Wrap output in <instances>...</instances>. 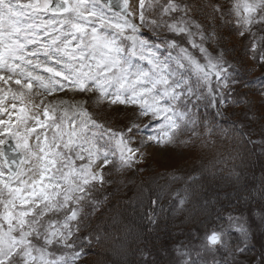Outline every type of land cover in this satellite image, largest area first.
<instances>
[{"label":"snow or ice","instance_id":"6c2138e0","mask_svg":"<svg viewBox=\"0 0 264 264\" xmlns=\"http://www.w3.org/2000/svg\"><path fill=\"white\" fill-rule=\"evenodd\" d=\"M233 35L247 59L235 55V43L229 47ZM256 67L264 68V0H138L136 8L129 0H0V82L18 86L0 87V114L7 117L0 118V264H82L81 237L87 218L102 205L99 190L117 182L114 173L144 170L138 140L141 146L199 142L210 149L223 136L238 145L259 143L264 152V138L257 142L250 135L258 124L264 137V72L240 78ZM34 85L43 90L36 96L50 99L34 103ZM240 85L248 91H238ZM65 90L82 98L57 101L53 94ZM201 105L215 115L202 116ZM233 105L247 123L224 127L219 121ZM113 106L133 113L129 123L116 127L102 116ZM141 119L148 124L141 127ZM152 125H158L155 133L147 134ZM36 128L52 134L43 141L37 135L34 148L29 137ZM140 132L146 140L137 137ZM11 140L13 152L22 150L19 163L7 156ZM236 167L229 177L239 183ZM177 181L184 186L169 184L150 199L146 214L157 228L162 199L182 214L201 198L198 177L173 176ZM243 190L241 199L255 203L264 225V175L258 186L249 190L245 183ZM218 219L226 223L197 237L199 244L181 242L169 264H243L247 221L231 214ZM258 264H264V252Z\"/></svg>","mask_w":264,"mask_h":264},{"label":"trees","instance_id":"16d2710c","mask_svg":"<svg viewBox=\"0 0 264 264\" xmlns=\"http://www.w3.org/2000/svg\"><path fill=\"white\" fill-rule=\"evenodd\" d=\"M261 72L264 71L256 72L255 70L247 75L241 72L240 78L242 80L253 79L256 76H259ZM237 90L240 92L248 91V89H245L242 85L237 86ZM249 96L252 99H256L255 94L251 92H249ZM233 110L237 113V115L231 114ZM199 111L202 116H207L208 119H211L215 115L214 109L210 107L205 108L203 105L200 106ZM232 121H236L237 124L247 123L244 118V114L241 112L240 106L233 105L231 109L225 111L224 119L219 122L224 127H230ZM245 131L248 132L249 130L246 128ZM261 131L262 129L260 126L258 124H254L250 133L251 139L258 142L264 138L261 136ZM187 148H191L193 151V160L190 161L188 165H184L183 168H179L177 172L171 171L174 173L170 176L166 174V178L168 176L170 180H172L173 176L183 177L185 179L188 176H196L199 179L200 186H202L201 197L205 194L210 195L213 193L215 196L210 202H208L206 210L204 213L202 212V214L201 210H199L197 206L205 209V201H208L206 199L202 200V198H200L198 203L189 206V210L182 214L175 212L172 206L169 207V210H165L166 212L164 214H162L161 210L158 211L157 208L158 228L150 224L149 220L142 217L145 222H140V235L142 234L143 239H145L143 240V244L146 245V247L149 246L154 249L156 254L154 255L156 264L164 262V257L161 256V254L165 246H167L168 249L169 245L177 244L179 241H182L183 238L189 239V234L191 237L194 235L196 227L195 221L198 219L197 217L210 218L214 221L218 217H226V213H230L235 216L236 212L238 213L243 211L246 215L247 212L249 213V211L256 208L255 203H252L251 205L245 204L241 197L247 194L243 190L245 183H247L248 189L251 190L255 186L259 185L261 177L264 175V152H262L261 145L259 143L238 145L233 140L220 136L217 139V143L214 148H203L200 146L199 142H197L195 146H191L189 144ZM237 149H239V156L236 155ZM208 150H213L214 153L208 154ZM229 153H232L233 158H229ZM241 157L244 160L243 164H241ZM213 163L215 164V167H213ZM233 165L237 166L235 171L241 173V180L239 183L235 182L234 177H229V171ZM217 166L220 167V172L218 171L219 173L217 172L214 175H211L206 172L207 170L213 171V169ZM165 171H167V169L161 170L157 173ZM139 172L140 171L138 169L128 171L120 174L118 177L114 173V177L117 182L112 185H105L104 188L99 190L97 195L102 201V205L95 211V213L87 218V227L83 229V236L81 237L84 245V254L81 257L82 264H89L90 260L96 261L94 260L93 252L96 251L97 248L103 247L105 244L102 232L99 231V228L97 229L99 221L101 224L105 225V222H107L112 215L119 214L121 212V207L126 201V190L128 186H124L121 183V177L132 178V180L138 181L139 177L137 178L136 174ZM133 177H136V179ZM136 184L137 183H135V185ZM183 186V183L179 181L175 184V186H173V188H181ZM214 189L215 191H213ZM105 196H107V200H104ZM85 211L87 212L88 209H85ZM171 219L173 221V225L169 224ZM210 219L209 221H211ZM245 219L247 223L244 225L248 227L250 234L252 232L257 238L255 232L250 230L251 228L248 224L250 220L249 215L248 217H245ZM184 220H187L191 225L194 224V227L191 228L189 225L182 226L181 221ZM179 230L181 231L180 233L178 232ZM194 236H197V234L195 233ZM179 237H182V240L177 239ZM261 239L262 235H260V241ZM88 241L91 242L88 243ZM252 245H254V243L251 242L248 246L247 254L252 253ZM100 259L98 258V261Z\"/></svg>","mask_w":264,"mask_h":264},{"label":"rangeland","instance_id":"374dc122","mask_svg":"<svg viewBox=\"0 0 264 264\" xmlns=\"http://www.w3.org/2000/svg\"><path fill=\"white\" fill-rule=\"evenodd\" d=\"M129 2L133 6V8H136V6L138 5V0H129ZM198 2L203 3L206 2V0H198ZM141 31L147 33L148 29L142 28ZM150 35L151 33H149V36ZM233 43L236 44L237 48L235 55L247 59V57H244L243 50L241 49L239 37L233 35L232 40L229 43V47H231ZM231 56L232 54L229 55V59H231ZM41 59H43V57H41ZM132 59L133 63L142 64L147 67L146 61H142L138 57H133ZM259 71H264V68L256 67V72ZM9 86L12 87L13 90H16L18 88V86L14 83L10 82L9 85H4L2 82H0V87L7 88ZM32 91V101L36 104H39L41 99H50L47 93H43L42 96H36V92H42L43 90L37 89L35 85ZM53 96L56 98L57 101L67 100L69 102H71L74 98H82L74 97L73 94L67 90L62 92H56L53 94ZM26 104L30 109L32 108V103H28L26 101ZM66 106L67 105H63L60 107ZM102 116L104 118L110 119L111 125H114L116 127H123L125 124L129 123V121L133 118V113L131 111H124V106H113L110 109H105V112L102 114ZM0 118L7 119V117L3 116L2 114H0ZM136 122L140 123L141 127H143L144 124H148V121L145 119H141ZM28 127H34V121H30ZM156 127H158V125H152L151 127H149L147 129V134H154ZM51 134L52 129L36 128V131L33 132L29 137V144L35 148V137L37 135H39L41 137V141H43L45 135L51 138ZM147 134L144 132L136 133L137 137L142 138L144 140L147 139ZM184 139H187V135L184 137ZM136 146H140L141 151L144 153V159L139 165L142 168L144 167V170L136 174L137 178L139 177L138 181L132 180V178L121 177V183L124 186H128L126 190L128 199L126 198V201L124 205H122L121 212L119 214L112 215V217L109 218L107 222H105V225L101 224L100 221L97 224V229L99 228V231H101L104 236L105 244L103 247L97 248V250L93 252L94 260L96 261L90 260L89 264H144L145 259L156 261L154 257V255H156L154 249L150 248L149 246L146 247V245L143 244V240L145 239H143L142 234L140 235V222H145L142 217L148 220L146 213L152 207L150 205V199H155V191H159L160 188H163L165 191L167 190V185L171 184V186L173 187L176 183L179 182L177 181L175 183H172V180H170L168 176H170L174 172H177L179 168H183L184 165H188L190 161H192L194 158L192 156L193 151L191 150V148H187L188 145H161L153 142L141 146L139 145V140L136 142ZM208 151V154L214 153L213 150ZM0 164H3L1 158ZM27 166V164L21 165L22 168ZM164 169H167V171L159 173L161 175H156L157 172ZM218 171L220 172L219 166L213 169V171L207 170L206 172L208 174L213 175V173L215 174ZM165 174H168L167 178ZM133 178L136 179V177ZM135 183L137 184L135 185ZM142 189L144 191L141 195ZM148 189H152L154 191L150 193ZM213 191H215V189ZM214 196V193L210 195L205 194L201 198L202 200L206 199L208 200V202H210ZM160 204L163 209L162 214H164L166 212L165 210H169V207L172 206V201L169 198L165 197L160 201ZM197 208L201 210V214L202 212H205L204 208H200L198 206ZM159 210L161 209L158 208V211ZM256 212L257 208L252 209L251 211H249V213L247 212L246 215L243 213V211L235 213V216L243 217L242 223L246 220L245 217H248L249 215L250 220L248 224L251 228L250 230L254 231L257 235L256 238L251 232L252 236L250 235V238L247 243L249 246L252 242L255 246L252 245V253L247 254L246 251L243 257H241V259L243 260V264H258L261 253L264 252V225H261L260 220L256 215ZM229 214L230 213H226L225 216L227 217ZM197 218L198 219L195 221V233L197 234V236H194L195 233L194 235H192V237L189 234V239L183 238V240L182 237H179L177 239L182 241H179L177 244L169 245L168 249L167 246H165L161 254V256L164 257V262L160 264H169V261L175 256L174 249L181 242L185 244H199L200 240L197 239V237L202 238L207 230H210L212 227L220 223H226L225 220H221L218 218L214 221L210 218L209 219L211 221H209L208 218ZM181 223L182 226L189 225L191 228L194 227V224H189L187 220L181 221ZM166 224L173 225L172 219L170 220L169 224ZM245 227L248 228L247 226ZM235 228L236 226L234 225L231 234V238L233 239V241H237L238 237L240 236V233L236 231ZM178 232L180 233L181 231L179 230ZM260 235H262V242L260 241ZM96 255L99 259L101 258L99 261Z\"/></svg>","mask_w":264,"mask_h":264},{"label":"water","instance_id":"95a60500","mask_svg":"<svg viewBox=\"0 0 264 264\" xmlns=\"http://www.w3.org/2000/svg\"><path fill=\"white\" fill-rule=\"evenodd\" d=\"M14 144H15V141H14V140H11L10 143H9L8 145L4 146V147H5V150H6V152H7V156H8L10 159H14V160H16L17 163H19L20 160H21L22 158H24V157H23V155H22V150H21V151H18V152H13V151H12V148H13ZM3 161H4V160H3ZM4 163H5V162H4ZM20 166H21V165H20Z\"/></svg>","mask_w":264,"mask_h":264}]
</instances>
